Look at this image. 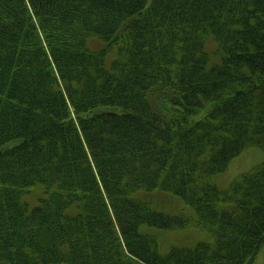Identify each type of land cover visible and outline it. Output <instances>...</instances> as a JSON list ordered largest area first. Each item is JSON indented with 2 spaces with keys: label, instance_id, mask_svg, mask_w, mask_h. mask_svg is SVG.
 Wrapping results in <instances>:
<instances>
[{
  "label": "trees",
  "instance_id": "16d2710c",
  "mask_svg": "<svg viewBox=\"0 0 264 264\" xmlns=\"http://www.w3.org/2000/svg\"><path fill=\"white\" fill-rule=\"evenodd\" d=\"M251 147L264 0H0V264H254L264 161L216 181ZM143 226L212 240L162 254Z\"/></svg>",
  "mask_w": 264,
  "mask_h": 264
},
{
  "label": "rangeland",
  "instance_id": "374dc122",
  "mask_svg": "<svg viewBox=\"0 0 264 264\" xmlns=\"http://www.w3.org/2000/svg\"><path fill=\"white\" fill-rule=\"evenodd\" d=\"M92 41L90 42V44ZM102 43L91 44L94 50L100 49ZM216 42L209 38L206 49L211 53L214 61L218 60L215 55ZM117 48L114 49V51ZM115 56V52L108 57L110 61ZM264 161V151L258 147H251L243 152L240 156L234 158L229 166V169L216 176V181L221 189H227L231 185L232 181L240 174L245 173L256 165L261 164ZM136 197L141 199L149 200L155 209L169 213V214H180L186 213L187 216L196 217L195 211L185 204V202L179 197L172 193L161 192L155 190L152 192L140 191L135 194ZM31 202L35 201L34 197H31ZM143 230L149 234L158 236L160 241V252L167 254L173 246L179 247H193L201 241H211L212 235L207 230L199 228H190L185 230H164L158 229L152 226H143ZM254 264H264V246L262 247Z\"/></svg>",
  "mask_w": 264,
  "mask_h": 264
},
{
  "label": "bare ground",
  "instance_id": "6f19581e",
  "mask_svg": "<svg viewBox=\"0 0 264 264\" xmlns=\"http://www.w3.org/2000/svg\"><path fill=\"white\" fill-rule=\"evenodd\" d=\"M50 16V15H49ZM51 17V16H50ZM237 31H241V29H237ZM108 109V108H107ZM114 111L112 110H110V111H108V114H106V116H111V115H113L114 113H113Z\"/></svg>",
  "mask_w": 264,
  "mask_h": 264
}]
</instances>
